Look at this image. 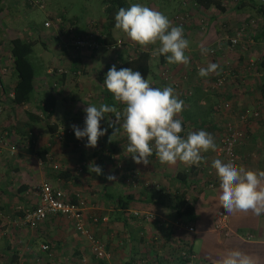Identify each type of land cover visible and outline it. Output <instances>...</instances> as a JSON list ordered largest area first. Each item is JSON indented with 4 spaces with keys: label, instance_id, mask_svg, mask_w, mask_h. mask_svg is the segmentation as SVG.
<instances>
[{
    "label": "crops",
    "instance_id": "crops-1",
    "mask_svg": "<svg viewBox=\"0 0 264 264\" xmlns=\"http://www.w3.org/2000/svg\"><path fill=\"white\" fill-rule=\"evenodd\" d=\"M218 1L223 9L212 4L202 6L195 0H147L146 6L163 13L173 26H176L172 19L175 12L189 13L182 27L184 38L189 41L185 50L189 63L183 65L168 64L164 56L153 54L158 44L141 47L115 27L112 36L124 40L115 50L75 48L69 41L70 34L65 29L45 27V18L40 29L29 24L6 27L2 20L7 15L5 10L13 8L16 12L14 9L23 8L25 3L0 0V44L5 33L22 38L27 33L25 38L39 37L40 41L48 38L43 48L40 45L32 52L40 73L33 94L22 104L9 101L13 85L11 56L8 47L5 53L0 51V223L4 229L0 264H44L45 261L94 264L86 240L74 230L70 219L50 213L35 226H17L14 220L4 219L12 215L14 204H35L37 196L32 189L40 180L82 197L89 221L91 214L105 215L106 220L93 224V231L106 244V264H119L130 256L140 264H184L178 258V250L185 243L193 264H216L228 249H239L252 256L255 264H264V214L257 217L251 212L226 213L218 201L219 180L211 167L213 160L222 161L218 146L230 122L242 131L240 142L234 146L236 164L264 171V18L250 8L251 0ZM238 1L242 7L239 10L234 8ZM47 10V15L56 12L52 8ZM66 18L77 21L73 13ZM78 27L76 33L80 32ZM232 35L238 41L230 46L226 37ZM211 46L218 48L212 53H202V48ZM139 49L149 52L151 70L145 79L151 86L173 88L159 76L162 66L179 83L174 94L184 101L179 114L185 130L181 135L185 136L189 130H205L214 137L216 149L202 153L204 159L199 165L161 164L155 154L148 165L136 164L126 152L128 141L123 130L111 136L113 128L106 120L100 122L101 128H107L106 134L99 138L95 148H86V137L79 139L80 142L73 132L57 141L52 139L44 119H27L28 112L40 113L36 107L37 93L52 88L50 82L57 76L61 80L53 88L56 98L47 118V123L55 124L56 129L72 125L82 129L86 115L83 109L88 105L107 104L122 112L124 106L114 101L104 88V78L112 65L121 69L123 61ZM209 63L219 65L218 73L225 71V81L217 89L210 88L217 73L207 77L198 75L199 69ZM187 88L191 93L184 96ZM245 106L257 110V114L240 121L238 113ZM110 115L114 120L115 114ZM29 138L31 143H27ZM41 146H47L44 161L35 154V149ZM93 164L102 168V175L91 172ZM79 165L81 169L77 170ZM177 171L184 172L180 174L184 179L175 176ZM139 174L143 184L136 187L134 180ZM108 175L115 176V181L106 180ZM120 192L133 194L124 213L114 210L111 201ZM180 194L192 204V219L174 216L170 206ZM148 195L150 201L146 199ZM133 212L140 214L134 216ZM146 212H152L155 217L145 218ZM179 222L190 224L193 229L186 230L177 225ZM42 243H47L49 248L40 250Z\"/></svg>",
    "mask_w": 264,
    "mask_h": 264
},
{
    "label": "clouds",
    "instance_id": "clouds-1",
    "mask_svg": "<svg viewBox=\"0 0 264 264\" xmlns=\"http://www.w3.org/2000/svg\"><path fill=\"white\" fill-rule=\"evenodd\" d=\"M114 20L115 29L135 44L141 47L158 44L153 54L164 56L168 64L189 63L185 55L189 41L184 38L182 26H173L160 11L133 3L127 8L120 7ZM201 51L206 54L208 49ZM218 69L219 65L209 63L199 69L198 75L219 74ZM103 86L114 101L124 107L122 112L107 104L88 105L83 109L86 114L84 127H71L77 139L87 138L86 148H95L99 138L106 134L107 128L100 125L106 120L113 128L111 136L123 130L128 141L126 152L136 164L148 165L155 154L161 164L180 162L190 167L201 163L202 153L216 149L214 137L205 130H189L185 136L181 135L185 130L179 114L183 111L184 101L174 94L173 88L153 87L139 71L132 68L117 70L115 65L107 71ZM113 113L114 120L110 115ZM211 167L219 180L218 201L226 213L251 212L257 217L264 214V171L246 169L233 161L225 163L220 159L213 160ZM91 172L97 176L103 174L102 168L95 164ZM115 179L113 175L106 176V180ZM216 264H255V260L239 249H228Z\"/></svg>",
    "mask_w": 264,
    "mask_h": 264
},
{
    "label": "trees",
    "instance_id": "trees-1",
    "mask_svg": "<svg viewBox=\"0 0 264 264\" xmlns=\"http://www.w3.org/2000/svg\"><path fill=\"white\" fill-rule=\"evenodd\" d=\"M195 2L201 4L202 6H208L209 4H212L219 9L224 8V7L220 6L218 0H195ZM26 3L28 6H30V4L28 2H26ZM130 5L131 4H129V2L127 0H100V6H99L97 18L92 20L94 22L98 32L103 34L102 36L99 35L100 40H102L105 43H112L115 40H117L112 36V28L114 27V24H115V20H114L115 14L119 10L120 7L127 8ZM249 5H250V8L253 9L254 12L261 14V16L264 18V3L263 2H261L260 0H251ZM234 8L237 10L242 8V7H240L239 1L235 4ZM49 16L51 17V19L53 18L52 22L54 25L52 26V28L56 29L57 31L65 29L66 32L68 33V36H69V34H70V36L73 34H78L75 32L76 31L75 28L77 27V22L67 19L65 17V13H63V12H60V13L59 12H50V15H47L46 18ZM55 17H59L60 22L55 21V19H54ZM186 22H187V19L183 21L181 26L184 27L186 25ZM88 23H86L84 26L81 24L82 31H84L86 29ZM118 40H120V46H121L124 43V40L120 37H118ZM226 41L228 43V40H226ZM34 44H35L34 39L25 38V37L22 38L18 35H12L7 40V47H8L10 56H11L10 72H11V75L13 77V85L11 88V96L9 99L10 103L22 104V103L28 101L30 96L33 94L34 83L37 79V76L40 73V70L38 69V64L34 61V59L32 57ZM40 44L42 46L44 45V43L41 41H40ZM121 66H122V68H132L133 71H139L141 73L142 77L145 78L151 70L150 66H149V52L147 50H144V49H139V50L135 51L129 58L125 59ZM219 75H223V80L221 82V84H222L226 78L225 71L219 72V74H217L212 80L214 81V79L216 77H218ZM159 76L161 77L163 82H166V81L169 82V85L172 86L173 89H178L179 85L174 86L172 84V81L173 80L177 81V79L171 77L167 67H165V66L161 67V70L159 72ZM59 80H61V77L57 76L54 80H52L50 82V86H52V88L41 90L44 92L40 96L38 95L39 99H38V104L36 107H37V110H40L39 114L41 116H39V114H34L33 112H28V115H27V119L29 121H38L40 119H44L47 127H49L48 129H50V131H51L50 133H51L52 139L57 140V141L63 139L66 135H70L71 133H73V129L71 127V129L69 131L65 130L58 137L57 135H55V132L57 130L55 128V124L47 123L48 122L47 118L52 112L51 109L55 103V98H56V94H55V91L53 88H55L58 85V83H60ZM177 84H179L178 81H177ZM221 84L219 86H221ZM219 86L210 85V88L217 89ZM107 93L109 94V92H107ZM190 93H191L190 89L187 88L184 90L183 94H184V96H187V95H190ZM245 109L248 110V112L246 113V118H252L253 115L251 114L250 110H254V109H252V107H250V106L242 107V109L240 110V112L238 114L243 112ZM80 140H82V139H80ZM28 142L29 143L32 142L31 138L28 139ZM46 153H47V146L46 147L41 146V147H37L35 149V154L38 156L40 161H42V160L44 161L46 159ZM80 169H81V166L79 165L77 170H80ZM180 174L182 175V174H184V172L183 171H177L175 173V176L177 177V175H178V177L180 178V177H182ZM142 180L143 179L140 178V174H139V176L137 175L135 180H134L135 185L136 184L142 185L143 184V183H141ZM23 187H25V186L23 185L22 188L19 190H22ZM77 197L80 198V196L78 194L77 195L74 193L71 195L67 194V198L69 201H74V200H76ZM132 198H133V194H131L130 192H125V193L120 192V193L115 194L111 200L112 205H113V209L119 210L122 213L126 212V210L128 209V202ZM146 199L150 201L151 195H148L146 197ZM35 206H36V203L32 204L31 206L18 205L16 208H14V210L12 211V215H10L8 219L14 220V222L17 226H25V225L32 226L28 223L23 222L22 218L24 216L26 209H31V208H34ZM170 207H172V209L174 210V216L175 217L185 216L189 219H192L194 217L192 204L187 202L182 197V194H180L179 198L177 197L176 200H174V202L171 204ZM55 214H59V213H55ZM95 214L97 216V219L95 221L89 222V228L91 230L92 235L95 238H97V236L94 234V231H93V227H94L93 224H96L98 222V220H100L101 215H99L97 213H95ZM59 215H62V214H59ZM133 215L139 216V214H133ZM142 215L140 217H142ZM62 216H64V215H62ZM89 217H90V215L88 216V218ZM0 219H1V216H0ZM16 219H18L19 223L16 222ZM0 222H1V220H0ZM37 223L38 222H35V224L33 226H35ZM177 225L181 226V222H179V224H177ZM3 234H4V229H3V227L1 228V224H0V239H1V236ZM101 242L103 243L104 249L107 251L106 246H105L106 245L105 242L102 240H101ZM42 244H46V247H44V248L39 247L40 250H47L49 248V245L47 243H42ZM88 248H89V246H88ZM181 249H184V250H186V252L191 253L190 249L186 243L184 244V246H181ZM89 251L91 252L90 248H89ZM91 253L93 255L92 259H93L94 264H106V258H108V256L105 258L102 256H95L93 252H91ZM178 258L184 264H188L189 259L180 256L179 253H178ZM44 264H56V263H54L52 261H45ZM119 264H140V262L138 259H135L134 256H130V257H126V258L122 259L119 262Z\"/></svg>",
    "mask_w": 264,
    "mask_h": 264
},
{
    "label": "built area",
    "instance_id": "built-area-1",
    "mask_svg": "<svg viewBox=\"0 0 264 264\" xmlns=\"http://www.w3.org/2000/svg\"><path fill=\"white\" fill-rule=\"evenodd\" d=\"M264 3V0H260ZM30 5L37 4L39 7H43L41 2L27 0ZM189 13L185 10L180 12H175L172 16L173 22L176 26H181L183 21L188 19ZM53 19V18H52ZM51 17H47L44 20L43 25L45 27H52L54 24L52 22ZM55 21H59V17L54 18ZM103 34L99 33L96 29V26L93 21H90L87 24V27L84 31L73 34L70 36L69 41L76 48H84L87 50H93L100 47L115 50L120 47V40H115L112 43H105L100 40V36ZM228 44L233 46L237 43L238 37L233 35L231 37H227ZM218 46H211L208 48L209 53H212ZM223 80V75H219L211 82L212 86H219ZM172 84L177 86V81L173 80ZM252 115L257 114V110H250ZM248 112L245 109L243 112L238 114V120L244 121L246 119V113ZM71 128L59 126L55 132V135L58 137L66 130L69 131ZM242 137V131L237 128L235 125L230 122L226 125L225 132L220 137V143L218 146V154H220L223 162L227 163L229 161H233L236 164V157L234 152V146ZM27 143L28 140H27ZM37 196L36 206L31 209H26L22 221L28 223L30 225H34L35 222L41 221L50 213H59L64 215L66 218L70 219L74 229L87 241L88 246L91 252L94 253L95 256L107 257V251L104 249L103 243L98 238H95L91 230L89 228V222L95 221L97 219L96 214L90 215V221L85 216L86 210V202L80 197H77L74 201H69L67 198V194L59 187H54L46 180H40L39 182L33 185L32 189ZM137 214V212H133ZM140 214V213H139ZM145 218H154L155 214L152 212H146L143 215ZM105 219V215L100 216V220ZM186 230L191 231L193 228L190 224H182ZM40 247H46V244H40ZM179 255L185 257L188 260V264H193L190 262V258L192 257L191 253L186 252V250H179Z\"/></svg>",
    "mask_w": 264,
    "mask_h": 264
},
{
    "label": "rangeland",
    "instance_id": "rangeland-1",
    "mask_svg": "<svg viewBox=\"0 0 264 264\" xmlns=\"http://www.w3.org/2000/svg\"><path fill=\"white\" fill-rule=\"evenodd\" d=\"M6 1H8V0H6ZM32 1L41 2L43 7H39L37 4L28 6L26 3L27 1L24 0V3H25L24 7L23 8L22 7L15 8L14 10L16 12H13V8L12 9H9V8L6 9L5 14H7V15L5 18H2L5 26L7 27V25H8V27L12 26V27L18 28V27H23V26L25 27L26 24H29V25L37 28V29H40V25L42 24L43 18H45L44 20H46V15L49 14L46 12V11H48L47 8H50V9L52 8L56 12L65 13V17H67V15H70L72 13L75 14L77 16V18H76L77 26H79L78 31L81 32L82 31V29L80 30V28H82L81 24L84 26L86 23L92 21L93 19H96L97 18L96 13L99 11V6H100V0H32ZM127 1L129 2V4L139 3V4H142L144 6H146V4H147V0H127ZM20 5H22V4H20ZM162 7L164 9L167 8L165 6H162ZM19 31L21 32V30H19ZM64 32H66V31H64ZM24 34H23V37H27V33H24ZM8 37H9V35L7 33L2 35V37H1V44H0L1 54L3 52L5 53V50L7 49ZM32 39L35 40V44L33 45V51H34L35 49L37 50V48L41 44H40L39 37H34ZM47 39L43 38V39H41V41L46 44ZM50 44H51V46L54 47V45H52V42L51 43L49 42V45ZM54 44H57V43H54ZM42 48H43V46H42ZM4 59L7 62V57H4ZM3 61L4 60L1 59V62H3ZM43 92L44 91H40L37 94L40 96ZM57 111H58V109H57ZM137 186L141 187L140 184H136V187ZM17 206L18 205L14 204L12 210H14V208H16ZM8 218L9 217L6 216L4 219L7 220ZM104 220H106V218L101 219V221H104ZM16 222L19 223L18 219H16Z\"/></svg>",
    "mask_w": 264,
    "mask_h": 264
}]
</instances>
